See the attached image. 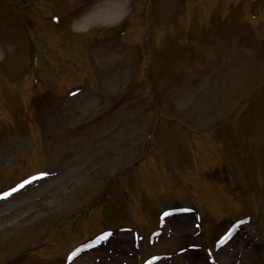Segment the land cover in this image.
Returning <instances> with one entry per match:
<instances>
[{"label":"rangeland","instance_id":"rangeland-1","mask_svg":"<svg viewBox=\"0 0 264 264\" xmlns=\"http://www.w3.org/2000/svg\"><path fill=\"white\" fill-rule=\"evenodd\" d=\"M232 1L88 0L59 38L123 22L146 42L122 33L94 57L100 91L69 97L30 76L23 4L0 0V264H264V0Z\"/></svg>","mask_w":264,"mask_h":264},{"label":"bare ground","instance_id":"bare-ground-1","mask_svg":"<svg viewBox=\"0 0 264 264\" xmlns=\"http://www.w3.org/2000/svg\"><path fill=\"white\" fill-rule=\"evenodd\" d=\"M117 4V3H116ZM111 5H109V6H104V8H103V11H101V13L99 14H97L98 15V17H96L95 19H98V20H96V21H109V20H111L113 17H115L116 16V9H111V7H110ZM88 19L89 18H85L80 24H79V28H83L85 25H86V23L88 22ZM96 21H94V22H96ZM93 21H90L89 23H92Z\"/></svg>","mask_w":264,"mask_h":264},{"label":"snow or ice","instance_id":"snow-or-ice-1","mask_svg":"<svg viewBox=\"0 0 264 264\" xmlns=\"http://www.w3.org/2000/svg\"><path fill=\"white\" fill-rule=\"evenodd\" d=\"M41 175H43V173L41 174ZM24 183H28V181H24ZM23 185H19L18 187H22ZM16 189H11L10 191H15ZM9 193H0V196H6V195H8ZM69 258H71V256L69 257Z\"/></svg>","mask_w":264,"mask_h":264}]
</instances>
